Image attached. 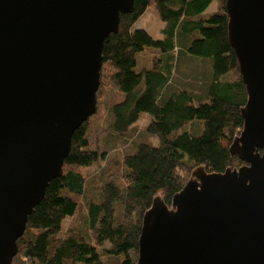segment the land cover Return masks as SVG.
Segmentation results:
<instances>
[{"label": "water", "instance_id": "obj_1", "mask_svg": "<svg viewBox=\"0 0 264 264\" xmlns=\"http://www.w3.org/2000/svg\"><path fill=\"white\" fill-rule=\"evenodd\" d=\"M135 0H0V264L63 175L73 136L97 111L106 40ZM247 101L229 152L197 168L171 207L144 214L137 264H264V0H226Z\"/></svg>", "mask_w": 264, "mask_h": 264}, {"label": "trees", "instance_id": "obj_2", "mask_svg": "<svg viewBox=\"0 0 264 264\" xmlns=\"http://www.w3.org/2000/svg\"><path fill=\"white\" fill-rule=\"evenodd\" d=\"M225 2L135 0L121 16L118 34L105 42L97 111L74 134L63 175L29 217L12 264H137L143 217L156 196L171 207L197 168L223 173L244 164L229 152L247 93ZM151 7L162 39L135 28ZM148 48L156 56L137 72ZM144 114L150 123L136 127ZM120 141L129 149L121 165H108Z\"/></svg>", "mask_w": 264, "mask_h": 264}, {"label": "rangeland", "instance_id": "obj_3", "mask_svg": "<svg viewBox=\"0 0 264 264\" xmlns=\"http://www.w3.org/2000/svg\"><path fill=\"white\" fill-rule=\"evenodd\" d=\"M217 10V4L214 2L210 5V7L207 10V13H213L214 11ZM164 25L162 23V21L159 19L158 17V13L156 11V9L154 7H151L147 10V12L141 17V19L139 20V22L136 24L135 28L136 29H144L146 30L151 36H153L155 39H162L161 36V32L163 29ZM172 52H170L168 55H170ZM160 54V52H159ZM161 55V54H160ZM156 56V51L148 48L146 49L144 52H142L141 54H139L138 56V66L136 67V71L139 72L141 70V68L143 67H149L151 62H152V58ZM176 55L173 54V59H175ZM103 121V115L98 116L95 121H93L92 123L95 125H99L101 122ZM150 123V116L147 114H144L143 118L141 120H139L136 123V127H140L141 126H147ZM189 127V126H188ZM188 127H186L184 129V131L188 130ZM197 134L200 133V130H196L195 131ZM126 145V144H125ZM129 148H127L126 146H124V144L121 145V141L118 145L117 150L112 151L108 157H107V164L109 165L110 163H118L119 165H121L122 163V159H123V155L124 152H126ZM113 167L116 169L117 172L120 171V169L117 168V165L113 164ZM110 170V166L108 167ZM107 172V169L104 171V173ZM98 174L96 169H93L92 174L93 176L91 177V180L94 179V174ZM88 199L93 200L94 198L90 197Z\"/></svg>", "mask_w": 264, "mask_h": 264}]
</instances>
